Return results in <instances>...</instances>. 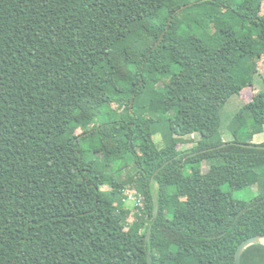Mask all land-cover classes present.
<instances>
[{"label":"trees","instance_id":"trees-1","mask_svg":"<svg viewBox=\"0 0 264 264\" xmlns=\"http://www.w3.org/2000/svg\"><path fill=\"white\" fill-rule=\"evenodd\" d=\"M258 79L264 0H0V264H236L264 236Z\"/></svg>","mask_w":264,"mask_h":264},{"label":"rangeland","instance_id":"rangeland-1","mask_svg":"<svg viewBox=\"0 0 264 264\" xmlns=\"http://www.w3.org/2000/svg\"><path fill=\"white\" fill-rule=\"evenodd\" d=\"M255 87H257L259 90H263L264 84L262 83L261 79H258V81L255 83ZM249 98L250 96L246 97L244 100L246 101ZM241 106H242V101L237 96H232L221 110V131L223 134V138L226 141H230L233 139L231 134L228 131V126L230 122L232 121L235 113L241 108ZM197 139H198V136L194 137V140L193 139L191 140L195 141ZM263 141H264V132L256 135L254 138V142L257 144L262 143ZM191 146L192 144L187 143V144L181 145V148L187 149ZM224 189H227V186H224ZM233 195H234V198L236 199L249 201L257 195V189L254 187L245 188L240 191H235ZM127 204L128 206H134L135 202L133 201L127 202Z\"/></svg>","mask_w":264,"mask_h":264},{"label":"water","instance_id":"water-1","mask_svg":"<svg viewBox=\"0 0 264 264\" xmlns=\"http://www.w3.org/2000/svg\"><path fill=\"white\" fill-rule=\"evenodd\" d=\"M159 212H160V208H159V205L157 203V197H156V195H154L153 220L150 223V226H149V229L147 232V241L150 239V233H151V230L153 227V222L158 218ZM254 244H263L264 245V236H255V237L249 238V239L245 240L244 242H242L240 244V246L238 247L237 252H236V257H235L236 264H241V258H242L243 252L245 251V249H247L248 247H250ZM148 262H149V264H152L150 254L148 255Z\"/></svg>","mask_w":264,"mask_h":264},{"label":"built area","instance_id":"built-area-1","mask_svg":"<svg viewBox=\"0 0 264 264\" xmlns=\"http://www.w3.org/2000/svg\"><path fill=\"white\" fill-rule=\"evenodd\" d=\"M135 202V204L138 202V197L133 192L128 193V200L127 202Z\"/></svg>","mask_w":264,"mask_h":264},{"label":"crops","instance_id":"crops-1","mask_svg":"<svg viewBox=\"0 0 264 264\" xmlns=\"http://www.w3.org/2000/svg\"><path fill=\"white\" fill-rule=\"evenodd\" d=\"M189 141H190V140H189ZM189 141H188V144H191V142H189ZM185 144H187V143H185Z\"/></svg>","mask_w":264,"mask_h":264}]
</instances>
